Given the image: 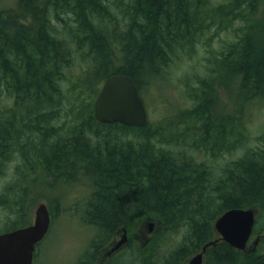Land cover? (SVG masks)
<instances>
[{
  "label": "trees",
  "instance_id": "obj_1",
  "mask_svg": "<svg viewBox=\"0 0 264 264\" xmlns=\"http://www.w3.org/2000/svg\"><path fill=\"white\" fill-rule=\"evenodd\" d=\"M260 2L0 0V100L11 101L0 107V179L15 152L22 160L16 178L0 188V206L16 217L0 233L31 224L33 189L26 185L36 175L48 187L60 179L82 184L71 212L94 233L79 264H95L123 229L129 252L111 260L103 253L98 264H181L216 238L215 219L232 208L257 207L253 232L264 231V136L259 151L247 150L218 171L194 156L217 158L239 148L247 135L241 128L246 106L264 100V31L251 21ZM236 22L224 50L211 51L204 71L180 81L176 122L127 127L95 120L94 99L106 78L129 76L144 99L155 82L169 87L176 63L196 54L210 28L227 31ZM234 74L240 102L228 118L236 123L220 125L211 103L217 85ZM149 223L153 238L129 234ZM180 230V242L166 248ZM203 264H264V254L218 241Z\"/></svg>",
  "mask_w": 264,
  "mask_h": 264
},
{
  "label": "rangeland",
  "instance_id": "obj_2",
  "mask_svg": "<svg viewBox=\"0 0 264 264\" xmlns=\"http://www.w3.org/2000/svg\"><path fill=\"white\" fill-rule=\"evenodd\" d=\"M14 1L15 0H5V2H8L10 5H13ZM211 1L216 4L222 2L223 0H211ZM251 21H253L255 28L257 27V29L261 30V32L264 31V0H261V2L259 3L256 13L255 14L253 13L251 15ZM239 25L240 22H236L234 26L229 28L227 31L217 30L216 27L210 28L207 31L206 35L202 38L201 42H198V44L196 45V54L192 58H188L186 56L182 58L184 59L182 61L183 65L178 64L179 62L176 63L175 67L178 66V68L173 70L169 87L166 86L163 82H158L156 86L154 85V88L146 94L147 97H144L143 102L148 112V120L152 124V126L155 125L157 122H160L162 119H164L167 122H173V121L176 122L175 120L179 118L178 117L179 115L177 116L175 115L177 113L176 110L177 103L175 102H177V100L180 101V99L182 98L181 95L183 93V85L181 84L180 81L183 80V78L186 76V73L199 72L200 70L204 71L205 70L204 66L206 65V59L207 57L210 56V52L221 51L226 42L233 40L234 39V35L232 33L233 28H237V26ZM210 36L212 38L209 44H207L206 39L209 38ZM228 77L231 80L225 79L224 82H221L220 84L218 83L219 85H217L216 88L218 90V93L216 95L217 98H214L212 102L213 108L218 106L219 103H220L219 107L222 105L220 108L218 107L220 112H214L215 114L217 113L219 115L221 113L220 116L223 117L222 118L223 123H221L220 125L233 124V119L232 118L229 119L228 116L232 115V113L235 111V108L238 105V100H237L239 99L238 78H240V76L229 75ZM167 102L169 104H167ZM214 102H216L217 104ZM10 105H11L10 100L8 99L0 100V107H9ZM216 108H214L213 111L214 110L217 111L218 108L217 109ZM221 108L223 109L221 110ZM245 109L247 110H245V117L242 121L243 124L241 128L242 130L247 131V135L246 137L243 138L242 142H240L241 147L235 149L232 152L226 154L223 153L218 158H212V155L205 156L203 154L202 156L201 153L196 154L194 156L197 157V159L199 160L200 159L207 160L208 161L207 163L213 166V168L216 169V171H218L220 170L221 167L225 165L226 162H230L237 158H240L245 154V151L247 150L253 149L254 151H259V148L262 146L261 137L264 136V100L263 102L260 100H257L255 103L249 102V105L246 106ZM230 120L232 121L230 122ZM171 125H173V127L171 126L168 129L169 130L168 133H172L174 131L175 128L174 124ZM17 156L20 155L15 154V156L12 158L13 161L8 162L7 176L3 179V182L2 179H0V187L2 183L13 181V179L16 178L15 167L19 165V163L21 164L22 161L21 158ZM40 177H41L40 175H36L32 177L31 180L28 181V186L31 189H33V192L29 194L31 196L27 197L28 198L27 209L30 210V213L32 215L31 220L33 221V211L35 207L39 203H45L47 204V207L50 211V215L52 216L53 219L48 233L40 242V246H39L40 250L38 249L36 252L37 256L35 257L34 254L33 264H79L81 262V259L83 258V257L80 258V256L87 248L86 246L89 244L90 238L94 233L91 229H89L87 226L83 225L80 222L81 215H79V213H76L77 211L71 212V205L73 203H76L75 201L78 199V196L81 195L80 187L82 184L81 182H79L78 184L75 182L62 183L61 180H57L55 181L54 183L55 185L53 187H48L46 186L45 181ZM40 179L44 183L43 185ZM66 188L68 189L69 192L66 190ZM42 189L44 190L43 191L44 195L41 193ZM51 195H53L54 199H52ZM57 197H59L60 200L57 199ZM56 202H58L57 205ZM252 208L255 209L256 216H258L260 212L259 209L255 206H253ZM15 218L16 217L14 214H12L7 209L0 206V232L7 227L6 225H9L12 221H14ZM144 228L141 226L138 229L130 232L129 234L140 235L139 238L140 240L138 239L139 241H144V240L147 241L153 238L154 233L147 232L148 225H145ZM183 232H184L183 230H180L176 235L171 236L170 237L171 242L168 244L166 248L169 249L172 246L174 247L177 243H179ZM262 232L263 231H261V233ZM121 235L122 232L117 233L116 237L118 238V240L121 238ZM217 236L218 235L215 234V237ZM112 241H114V239ZM111 242H109L108 245L104 246L105 248L103 247V249L105 250L107 247H109ZM128 247L129 245H127V247L125 246L117 255L105 258V260H111L113 259V257H119V258L121 257V259H123L124 256L129 252ZM101 251L98 253V260L95 261V264L100 263L101 259L103 258L104 252L102 253ZM256 254L257 255L264 254V243H260L258 249L256 250ZM131 259H133L132 256L131 257L129 256L126 257L125 260H131ZM187 263H188V258L185 261H183L181 264H187Z\"/></svg>",
  "mask_w": 264,
  "mask_h": 264
},
{
  "label": "water",
  "instance_id": "obj_3",
  "mask_svg": "<svg viewBox=\"0 0 264 264\" xmlns=\"http://www.w3.org/2000/svg\"><path fill=\"white\" fill-rule=\"evenodd\" d=\"M93 116L99 123H118L127 127H143L148 121L144 102L133 80L126 75L114 74L102 83L93 103ZM256 212L253 208H232L220 214L213 223L215 239L204 244L187 264H202L206 250L218 241L227 243L238 251L246 250L252 234ZM50 213L45 203H39L33 211L31 224L0 233V264H33L36 246L49 231ZM153 223L148 224L151 233ZM259 237L252 242L256 247ZM127 244L125 230L121 238L112 244L108 255Z\"/></svg>",
  "mask_w": 264,
  "mask_h": 264
},
{
  "label": "bare ground",
  "instance_id": "obj_4",
  "mask_svg": "<svg viewBox=\"0 0 264 264\" xmlns=\"http://www.w3.org/2000/svg\"><path fill=\"white\" fill-rule=\"evenodd\" d=\"M214 14H215V13H214ZM207 17H208V16H207ZM215 19H216V18H215ZM217 19H218V18H217ZM221 22H222V21H221ZM215 24H216V23H215ZM221 27H222V26H221ZM208 29H209V28H208ZM202 30H203V29H202ZM223 50H224V49H223ZM234 50H235V49H234ZM223 53H224V52H223ZM218 55H219V54H218ZM216 56H217V55H216ZM217 57H218V56H217ZM229 68H230V67H229ZM217 71H218V69H217ZM235 72H236V71H235ZM227 75H228V74H227ZM234 75H235V74H234ZM230 76H231V75H230ZM227 77H228V76H227ZM227 77H226V78H227ZM224 79H225V78H224ZM215 80H216V79H215ZM230 80H231V79H230ZM235 80H237V79H235ZM150 83H152V82H150ZM155 83H156V82H155ZM155 83H154V85H155ZM164 87H165V86H164ZM210 88H211V86H210ZM161 90H162V89H161ZM208 90H209V88H208ZM159 92H160V91H159ZM153 93H154V92H153ZM243 94H244V93H243ZM243 94H242V95H243ZM157 95H158V94H157ZM238 95H239V94H238ZM164 96H165V95H164ZM208 96H209V95H208ZM239 96H240V95H239ZM238 98L240 99V97H238ZM244 98H245V97H244ZM212 99H213V98H212ZM236 99H237V98H236ZM239 99H237V100L240 102ZM241 99H242V98H241ZM169 101H170V100H169ZM169 101H168V102H169ZM216 101H217V99H216ZM245 101H246V100H245ZM212 102H213V100H212ZM214 103H216V102H214ZM200 104H201V103H200ZM207 104H210V103H207ZM211 104H213V103H211ZM216 104H217V103H216ZM234 104H235V103H234ZM241 104H242V103H241ZM252 104H253V103H252ZM219 105H220V103H219ZM219 105H218V106L215 105V106L218 108ZM245 105H246V104H245ZM212 106H213V105H212ZM221 106H222V105H221ZM221 106H220V107H221ZM199 107H201V106H199ZM210 107H211V106H210ZM216 107H214V108H216ZM220 107H219V108H220ZM4 108H5V107H4ZM212 108H213V107H212ZM214 108H213V109H214ZM217 108H216V109H217ZM219 108H218L217 111L214 110V112H220ZM222 109H223V108H221V110H222ZM17 110H18V109H17ZM173 110H174V109H173ZM210 110H211V109H210ZM232 110H233V109H232ZM246 110H247V109H246ZM53 111H54V110H53ZM62 111H63V110H62ZM169 111H170V110H169ZM174 111H175V110H174ZM208 111H209V110H208ZM56 112L59 113V111H56ZM167 112H168V111H167ZM214 112H213V113H214ZM221 112H222V111H221ZM2 113H3V112H2ZM47 113H48V112H47ZM60 114H61V113H60ZM66 115H67V114H66ZM172 115H174V114H172ZM175 115H176V114H175ZM217 115H218V114L216 113V117H217ZM220 115H221V113H220ZM233 115H234V114H233ZM218 116H219V115H218ZM57 117H58V116H57ZM72 117H73V116H72ZM206 117H207V116H206ZM212 117H213V116H212ZM221 117H222V116H221ZM228 117H229V116H228ZM233 117H234V116H233ZM243 117H244V116H243ZM174 118H175V117H174ZM207 118H208V117H207ZM222 118H223V117H222ZM9 119H10V118H9ZM67 119H68V118H67ZM229 119H230V118H229ZM64 120H65V119H64ZM69 120H70V118H69ZM73 120H74V119H73ZM216 120H217V119H216ZM23 121H24V120H23ZM51 121H52V120H50V122H51ZM53 121H54V120H53ZM56 121H57V120H56ZM60 121H61V120H60ZM71 121H72V120H71ZM71 121H70V122H71ZM74 121H75V120H74ZM171 121H172V120H171ZM175 121H177V120H175ZM231 121H232V120H230V122H231ZM173 122H174V121H173ZM173 122H171V123H173ZM210 122H211V121H210ZM220 122H221V121H220ZM234 122H235V121H234ZM234 122H233V123H234ZM241 122H242V121H241ZM217 123H218V122H217ZM221 123H222V122H221ZM235 123H236V122H235ZM66 124H68V123L66 122ZM69 124H70V123H69ZM225 124H226V123H225ZM53 125H54V123H53ZM175 125H176V124H175ZM175 125H174V126H175ZM51 126H52V125H51ZM56 126H57V125H56ZM64 126H65V124H64ZM70 126H72V125L70 124ZM73 126H74V125H73ZM172 126H173V125H172ZM62 127H63V126H62ZM176 127H177V126H176ZM235 127H237V125H236ZM12 128H13V127H12ZM15 128H16V127H15ZM54 128H55V127H53V129H54ZM59 128H60V127H59ZM197 130H198V129H197ZM170 131H171V130H170ZM232 131H233V130H232ZM62 132H63V131H62ZM163 133H164V132H163ZM238 133H239V131H238ZM61 134H62V133H61ZM62 135H63V134H62ZM193 135H194V134H193ZM214 136H215V135H214ZM193 138L195 139V137H193ZM234 140H235V139H234ZM225 141H226V140H225ZM24 142H25V141H24ZM20 143H21V142H20ZM228 143H229V141H228ZM239 143H240V142H239ZM23 144H24V143H23ZM25 144H26V143H25ZM225 144H226V143H225ZM240 144H241V143H240ZM26 145L28 146L29 144H26ZM235 145H236V144H235ZM19 146H20V145H19ZM226 146H227V145H226ZM242 146H243V145H242ZM20 147H21V146H20ZM234 147H235V146H234ZM239 147H241V145H240ZM211 148H212V147H211ZM215 148H216V147H215ZM236 148H237V147H236ZM221 149H222V147H221ZM15 150H16V148H15ZM17 150H18V149H17ZM17 150H16V151H17ZM234 150H235V149H234ZM27 151H28V150H27ZM222 151H223V150H222ZM230 151H231V150H230ZM245 152H246V151H245ZM250 152H252V151H250ZM250 152H249V153H250ZM13 153H14V152H13ZM223 153H224V151H223ZM228 153H229V152H228ZM254 153H255V152H254ZM15 154H17V153L15 152ZM224 154H226V153H224ZM246 155H247V154H246ZM243 156H244V155H243ZM17 157H19V156H17ZM218 157H219V156H218ZM218 157H217V158H218ZM251 157H252V156H251ZM17 159H18V158H17ZM245 159H246V158H245ZM6 161H7V160H6ZM10 161H13V160H10ZM14 161H15V160H14ZM212 161H213V160H212ZM1 163H2V162H1ZM3 163H4V162H3ZM4 164H6V163H4ZM19 164H20V163H19ZM20 165H21V164H20ZM226 165H227V164H226ZM228 165H229V164H228ZM2 167H4V166H2ZM18 167H19V166H18ZM23 167H24V166H23ZM212 167H213V166H212ZM4 170H5V169H4ZM12 170H13V169H12ZM17 170H18V169H17ZM4 172H5V171H4ZM38 172H39V171H38ZM215 172H216V171H214V173H215ZM1 174H2V173H1ZM3 175H4V174H3ZM3 175H2V176H3ZM214 176H215V175H214ZM40 178H41V177H40ZM76 178H78V177H76ZM29 179H30V178H29ZM2 180H3V179H2ZM13 180H14V179H13ZM40 180H41V179H40ZM45 180H46V179H45ZM47 180H48V179H47ZM60 180H61V179H60ZM63 181H64V180H63ZM25 182H26V181H25ZM41 182H42V180H41ZM5 183H7V182H4V184H5ZM4 184H3V186H4ZM11 184H13V183H11ZM43 184H44V183L42 182V185H43ZM23 185H24V184H23ZM25 185H26V184H25ZM35 185H36V184H35ZM40 185H41V184H40ZM42 185H41V186H42ZM63 185H64V184H63ZM85 185H86V184H85ZM26 186H28V185H26ZM41 186H40V187H41ZM88 186H89V185H88ZM1 187H2V186H1ZM1 187H0V188H1ZM6 187H7V186H6ZM24 187H25V186H24ZM40 187H39V188H40ZM55 187H56V186H55ZM4 188H5V186H4ZM8 188H9V185H8ZM35 188H36V187H35ZM1 189H2V188H1ZM14 189H15V188H14ZM17 189H18V188H17ZM36 189H37V188H36ZM40 189H41V188H40ZM43 189H44V187H43ZM43 189H42V192H41L42 194H43V191H44ZM9 190H10V189H9ZM21 190H22V189H21ZM66 190L68 191L67 188H66ZM82 190H83V189H82ZM37 191H38V190H37ZM39 192H40V191H39ZM39 192H38V193H39ZM65 192H66V191H65ZM68 192H69V191H68ZM8 193H9V192H8ZM41 193H40V194H41ZM62 193H63V190H62ZM64 194H65V193H64ZM34 195H35V194H34ZM43 195H44V194H43ZM8 196H9V195H8ZM18 196H19V194H18ZM23 196H25V195H23ZM29 196H31V195H29ZM39 196H40V195H39ZM51 196H52V199H54V198H53V195H51ZM45 197H46V196H45ZM54 197H55V196H54ZM14 198H15V197H14ZM20 198H21V197H20ZM30 198H32V197H30ZM36 198H37V197H36ZM8 199L10 200L11 198H8ZM37 199H38V198H37ZM49 199H50V198H49ZM57 199H59V197H57ZM14 200H15V199H14ZM24 200H25V199H24ZM35 200H36V199H35ZM35 200H34V201H35ZM40 200H41V198H40ZM59 200H60V199H59ZM80 200H81V199H80ZM17 201H18V200H17ZM17 201H16V202H17ZM45 201H46V200H45ZM14 202H15V201H14ZM35 202H36V201H35ZM37 202H38V200H37ZM17 203H18V202H17ZM47 203H48V202H47ZM18 204H19V203H18ZM25 204H26V203H25ZM46 205H47V204H46ZM67 206H68V205H67ZM20 208H21V207H20ZM76 213H77V212H76ZM222 213H223V212H222ZM72 214H73V213H72ZM12 230H13V229H12ZM86 237H87V236H86ZM86 237H85V238H86ZM126 247H127V246H126ZM88 248H89V247H88ZM107 248H108V247H107ZM89 249H90V248H89ZM39 250H40V249H39ZM87 251H88V249H87ZM251 252H252V251H251ZM89 253H90V252H89ZM249 253H250V252H249ZM262 253H263V252H262ZM104 254H105V253H104ZM81 255H82V254H81ZM78 260H79V258H78Z\"/></svg>",
  "mask_w": 264,
  "mask_h": 264
},
{
  "label": "flooded vegetation",
  "instance_id": "obj_5",
  "mask_svg": "<svg viewBox=\"0 0 264 264\" xmlns=\"http://www.w3.org/2000/svg\"><path fill=\"white\" fill-rule=\"evenodd\" d=\"M256 237H257V236H256L255 234H254V235H251L250 240H249V244H248L246 250L242 251V253H245V254L256 253V250L258 249V247H259V245H260V243H261V240L264 239V232H262V233L259 234V236H258V237H259V241H258L256 247L253 249V247H252V245H251V242H252L254 239H256ZM116 238H117V237H116ZM117 239H118V238H117ZM115 240H116V239H115ZM251 251H252V252H251ZM119 252H120V251L115 252V253H112L111 255H108V257H112V256H114V255H117ZM249 252H250V253H249Z\"/></svg>",
  "mask_w": 264,
  "mask_h": 264
}]
</instances>
